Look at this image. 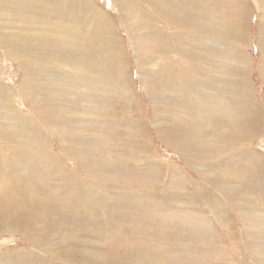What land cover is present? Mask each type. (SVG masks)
I'll return each instance as SVG.
<instances>
[{"label":"bare ground","instance_id":"6f19581e","mask_svg":"<svg viewBox=\"0 0 264 264\" xmlns=\"http://www.w3.org/2000/svg\"><path fill=\"white\" fill-rule=\"evenodd\" d=\"M4 1L6 0H0V2H2L0 6H5L3 4ZM112 1L116 4L120 16L123 17L121 24L116 23L112 20L113 18H109L105 14V11L100 9L94 0H18L17 4L13 5V7L23 6L24 9L15 8L14 11L16 13H14V15L16 14L17 17L8 14L6 20L10 19V21L4 20V23L1 21L4 25L0 24V27H2L0 30V43L7 52L4 54H8L11 58H14L15 61L18 59L20 67L25 69L26 76L21 83L19 93L21 96L31 99L34 111L32 114H26L24 111H21V108L16 107L14 111H17V113L14 115L12 114L11 119H7V116L0 118V233L23 234L26 238L28 237L32 240L34 247L32 250L27 249L0 252V264L5 262H7V264H41L43 262L42 259L47 254L51 255L49 252L50 249L48 250V248L53 246L59 247V250L56 253L52 252V256L67 261L66 264H102L106 260L103 256H100L95 252L93 245H79L82 240H87V238L78 235V232L75 235H73L74 233L69 234L67 230L65 231L66 227H63L64 224H69L76 228L81 224L74 222L75 219L71 221L67 220L69 217H67L66 214H68V211H74L73 208L79 212L77 208L78 205L79 208L83 207L80 205V200L85 197L89 198L93 195L95 196L97 191V182L95 181V178L97 175L96 173L94 175L92 173L96 168L101 166L94 163V165H90L92 170H89L88 173L91 172V176L87 175V171L85 173L82 172L84 175H80V173L74 172L75 169L71 171L69 168L67 169L65 167V162L69 161V156L75 157L77 165L86 160L83 159L85 158L83 153L77 150L80 149L77 145L81 142L75 143L74 140L69 141L67 137L69 134L71 136L74 131H83L81 124L76 125L73 123L76 128H72L69 124L72 118H75L74 116H76L77 113H73L70 109V112L65 114L66 112L64 113L63 111L65 106L62 108L60 104H65L68 101L66 100V96L71 93V91L72 93L75 91L77 95H79L77 98L86 105L82 108V111L84 112V115L87 116V110L85 111V109L96 107L94 105V100H96V98L92 95L94 90L96 92V89H94L95 83H98L101 88L97 90H99L101 94H104L102 88L105 87L107 82H112L116 89L110 90V94L117 91L118 93L123 94L124 99L128 101V103L131 101V97H128V82L131 80L125 67H123L125 63L124 57H118L115 54L123 55L122 52L117 51L120 46L123 48V45L118 40L123 41L124 53L129 44L135 54L136 63L141 65L138 66L140 81L146 82L148 77L145 75L149 74V72L151 73V71H156L155 73H157V76L159 74V77L165 79L167 87L168 85L170 86L168 88L175 90L174 87H177L184 91L183 99H181L180 102H186V107H184L185 112L181 111L184 114L187 112V115L194 116L192 119V125H195L194 129H196V131H192L191 128H185L191 124L183 119L191 117L183 116V119L180 118L181 120L179 119V121L174 124L175 118L173 120L174 122H172L173 124L168 125L171 129L164 125L165 129L169 128L167 130L170 132L169 135L163 139L165 144L167 143L168 146L171 145L172 148L174 147L178 150L183 158L187 160L188 164L194 168L197 166L201 168L205 167L203 164L204 160H201L199 156L200 154L208 156L206 159L208 170L205 174L207 177L211 176V172L214 171L213 168L217 164L216 161L218 159L222 157V162H230L232 160L231 157H233L232 154L236 155V158L238 156L239 158L246 157V162H244V160V163H247L249 159L252 163L258 161L257 167L253 169L254 172L260 173L261 171H264V158L257 154L249 155L250 151L247 147L241 152L240 149L236 147L237 145L233 139L235 138L236 142L239 141L240 134H242L245 142H248L250 135L256 133L260 134V127H263V125L261 126L262 118L260 104L254 98L255 92L250 83L251 81H247V76L250 74V68L246 66L245 63L248 62L249 56H246L247 52L244 50L249 42V24L247 23V19L243 18L248 11L227 10L226 0H217L218 8L210 7L211 0H205L206 2L204 0L202 2L201 0H195L199 6L194 1L189 0H178L176 1V6L164 3L165 0H142L150 9L146 15L148 14L151 19H146V16L143 17V14L145 13H143L144 8L141 9L133 0ZM188 1L189 3H187ZM253 1L262 8V16L264 19V0ZM139 2L140 1L137 3ZM58 7L62 9L64 8L63 10L67 11L66 14L69 17L79 12L80 15H78L81 19H77L76 17V19H57L56 17V19H48V24H51V26L46 24L49 27L45 30L46 33L42 28L41 30L43 33L41 30H38L40 27L39 25V27L37 26V29L26 27L24 31L19 28L17 29V26H13V28L10 26L12 24H18L19 20L21 23L31 22V24L36 23L38 20H45L41 19L43 16H40V14L44 13L45 10H53L54 8L58 9ZM209 8L212 9L213 13L208 10ZM70 9L73 10L70 11ZM18 12L24 16L21 17ZM38 12L41 13L39 14ZM139 16L140 19H138ZM134 17H137V19H134ZM131 19L136 21V26H143H141L142 29H140V31L138 30L139 36L137 37L134 36L128 26L127 21H130ZM8 22H11L10 25ZM123 22H126L127 24L124 25L125 23ZM58 23H61V28L63 29L50 31L56 29V27L58 28ZM46 25L44 24V26ZM260 25L264 28V20ZM134 28L135 26L133 29ZM121 32H123L127 38H124ZM56 35H60V38L58 40L53 39L49 44L48 41ZM149 35L152 37L149 40H152L150 42H152L153 47L155 46V49L156 45L158 46L159 44H162L159 45L162 46V50L160 49L161 51L164 50L169 53L183 55L184 60H181L182 64L180 66L169 67L165 62L161 65V60H159V55L157 54V56L154 55L150 58L151 50L146 48L148 45L144 47L145 45L142 46L141 43L148 39ZM149 40L147 42H149ZM175 42H178V44H174ZM225 42L228 43V45L225 44ZM230 44L234 46L231 48ZM1 45L0 47L2 48ZM158 48L157 50H159ZM213 48L217 49L218 55L214 60ZM109 49L111 51L105 54V51ZM113 55L115 58L112 57ZM140 56L144 58L140 59ZM167 57L168 56H166V58ZM161 58L163 59L164 57L161 56ZM251 62L252 60L249 63ZM262 63L264 65V55ZM110 67H114V69L111 70ZM153 77L156 78V75H153ZM155 78L150 80H155ZM150 80L148 79V81ZM124 82H126V85ZM237 82H239L238 85L236 84ZM234 85L239 89L238 91L242 90L244 92L245 105L238 103L232 105L229 102L231 100L229 96L233 93L232 89L237 90L233 87ZM7 88H4L2 84H0V94L3 93V95L8 96V93L11 90H8ZM204 88L206 91H204ZM89 92L91 93L90 95H88ZM169 92L171 93V91ZM96 93H98V91ZM241 93L242 92L237 94V96ZM113 95L114 94L111 96ZM153 97L156 96H151L152 101L154 102L155 98L153 99ZM223 97L228 101L226 102L227 105H230L234 111L226 107L223 102L217 101L218 98L223 99ZM237 99L239 98L237 97ZM75 102L77 103V101ZM175 114H177V112ZM228 114L230 117L233 115L239 119L235 124L236 130H234V135L232 134L231 129L228 128V120L223 119H228ZM159 116L161 117V115ZM159 116H153L152 122L156 121L158 125H161L162 122L159 121L161 119L158 118ZM258 117H260L259 121L253 119ZM83 118L84 117H81V119ZM252 119L254 123L251 121ZM87 121L88 124H91L89 120ZM180 121H184L183 124L181 122L182 127L176 129V125ZM81 122L84 124L83 120ZM135 122V127L144 132L143 127L136 125ZM73 124L72 126H74ZM167 124H169V122ZM229 130L230 133H228ZM195 132L199 133L200 136L197 137L198 135ZM53 136L58 137L57 140L60 145V152L55 151L53 153L52 151L53 147L50 141L53 140ZM81 137L84 136L82 135ZM192 137L194 140L190 142ZM196 138L205 143L202 147L206 146L209 151H200L198 149V144L195 145L197 142H195ZM220 138L224 140L223 146L220 145ZM128 139H131V134ZM208 142L209 144H207ZM129 144L133 145L132 142ZM243 145L245 146V143H243ZM92 146L96 145L94 144ZM235 148L238 149L235 150ZM131 150L134 151L133 146L131 147ZM239 153L241 154L238 155ZM230 154L231 160H228ZM87 158L89 157H86V159ZM97 160H99V158ZM37 163L43 165L46 169L51 166L54 167V164L57 165L60 168V171H65L66 178L74 182L72 185L73 191L69 193V196L66 199L69 203H72L73 208H63L64 203L58 201L57 198V201L50 204L51 210L46 207L43 208L47 200H40L38 198L39 195L37 194H39L38 191L40 190L37 189V191L34 188V182L32 181L33 177H31V175H34V171L31 170L32 167L29 166V164ZM113 163L115 166H118L119 164L115 160ZM170 169H174L178 172L177 174L180 175L175 179L174 172H172V178H170L171 182L179 180V178L185 173L184 171V173L182 172L183 174H181L176 167L168 168L167 170ZM198 169L200 170V168ZM248 171H251V169L246 167L244 170L245 178L251 176ZM203 172L201 173L204 175ZM103 173L104 170L102 175ZM105 174H107V172ZM39 180H42V178H39ZM206 181L210 183L211 180L207 179ZM249 182L254 187L259 185L254 179H249ZM244 183L245 182L242 183V186H244ZM224 186L228 187V184ZM242 186L234 188V191L240 192L243 189ZM253 190L254 189L250 188L246 192H253ZM254 191L256 192V190ZM254 195L256 197L257 193H254ZM22 199H24L23 202L26 200L27 203L20 204ZM247 201L249 202V200ZM49 202L51 203V201ZM88 211L89 207L87 206L81 212L87 213ZM82 214L80 215L82 216ZM76 217L78 218V216ZM81 219L78 221H81ZM102 226H104V224ZM103 229L107 228L104 227ZM106 250L104 252H106ZM116 253L114 254L115 256ZM114 255L110 258H114ZM131 258L133 260L130 264H150L146 263V259H142L138 254H133ZM82 259L84 261H81ZM135 259L140 260L134 262ZM53 264L62 263L55 261Z\"/></svg>","mask_w":264,"mask_h":264},{"label":"rangeland","instance_id":"374dc122","mask_svg":"<svg viewBox=\"0 0 264 264\" xmlns=\"http://www.w3.org/2000/svg\"><path fill=\"white\" fill-rule=\"evenodd\" d=\"M133 1L141 9L144 8L145 11L143 10V13H145L143 14V17L146 16V19H151L148 14L146 15V13L150 11L147 4L142 0ZM138 1L141 3H137ZM176 1L178 0H165L164 3L176 6ZM189 1H194L199 6L195 0ZM189 1L187 3H189ZM202 1L203 0H201V2ZM226 1L227 10L248 11L243 18L247 19V23L249 24V42L244 50L247 52L246 56H249L248 62L245 63V65L250 68V74L247 76V81H251L250 83L255 92L254 98L260 104L262 118L261 126L263 125V127H260L261 133L251 134L248 142H245L242 134H240V130L239 141L236 142L235 138L231 137L234 139V142L237 145L236 147H238L241 152L245 147H247L250 151L249 155L257 154L258 156H262L264 158V65L262 63L264 55V28L260 25L264 20L262 16V8L259 7V5L253 0ZM17 2L18 0H6L3 2L5 6H0V19H2L0 20V24L4 25V20H6L8 14H11L13 17H17L16 14L14 15V13H16L14 11L15 8L24 9L23 6H20L21 8L13 7V5H16ZM94 2L100 7V9L105 11V14L109 18H113L112 20L121 24L123 17L120 16L116 4L112 0H94ZM1 3L2 2H0V4ZM210 7H217V0H211ZM63 9L58 7V9L54 8L53 10H45L44 13H41L42 11L38 12L39 14L41 13L40 16H43L41 19L45 20H38L36 23H21L19 20L18 24L16 23L10 25L11 22H8V24L11 28H13V26H17V29L19 28L23 31L26 27L37 29L40 26V29L38 28V30H41L42 28V30L46 33L45 30L49 28L48 26H51V24H48V19H81L79 12L69 17L66 14L67 11H64ZM72 10L73 9H70V11ZM208 10L213 13L211 8ZM19 15H21V17L24 16L21 13H19ZM135 18L137 19V17H134V19ZM138 19H140V16ZM7 20L10 21V19ZM131 20L127 21L128 26L134 36L137 37L139 36L138 30L140 31L143 26L140 25V27L142 26L141 28L136 26L135 20H132L133 25ZM1 21L3 23H1ZM123 23H125L124 25L127 24L126 22ZM44 24H47L48 26H44ZM58 26V28L56 27V29H52L50 31L63 29L61 28V23H58ZM132 26H135V28L133 29ZM1 29L2 27H0V30ZM42 30L41 32L43 33ZM124 33L121 32L123 37L127 38ZM149 36L148 39L142 41L141 43L142 46L145 45L144 47L148 45L146 48L151 50L150 58L151 56L157 54L159 55V60H161V65L165 62V64H168L169 67L180 66L182 64L181 60H184L183 55L169 53L164 50L161 51L162 46L159 45L162 44H159L158 46L156 45L155 49V46L153 47L152 42H150L152 40H149L152 37ZM59 38L60 35H56L48 42L50 44L53 39L58 40ZM148 40L149 42H147ZM118 41L123 45V48L120 46L117 51L122 52L123 55H118L117 53L115 54L118 57H124L125 63L123 67H125L131 80L128 82V97H131V101L128 103V101L124 99L123 94L118 93L117 91L110 94V90L116 89L114 88L112 82H107L105 87L102 88L104 94H101L100 91L97 90L101 88L98 83H95L94 89H96V92L98 91V93L94 90L92 95L96 98V100H94V105L96 107L90 109L86 108L85 111L87 110V116L84 115V112L82 111V108L86 105L80 101L79 98H77L79 95H77L75 91H73V93L71 91V93L66 96V100L69 102L67 101L65 104H60L62 108L65 106V109L63 110L64 113L66 112L65 114H68L70 109L73 113H77V115L74 116L75 118H72L71 120L73 122L70 121L69 124L72 128H76L75 124H81L83 131H79L80 133L74 131L71 136L69 134L67 137L69 141L74 140L75 143L81 142L77 145V147L80 148L77 150L83 153L85 157L83 159L86 160L85 162H80V165H77L75 157L69 156V161L65 162V167L67 169L69 168L71 171L75 169L74 172L80 173V175H84L83 173L86 171L89 176L96 173L97 176L95 175V181L97 182V191L95 196L93 195L89 198H82L80 200V205L83 207L79 208L78 205L77 208L79 212H77V210L73 208L72 203H69L68 200H66L69 193L73 191L72 185L74 182L66 178L65 171L62 169V171H60V168L55 164L54 167H49L50 169H46L43 165L38 163L29 164V166L32 167L31 170L34 171V175H31V177H33L32 181L34 182V188L36 190H40H37L39 193L37 194L39 197H37L40 200H47H45L46 204L43 208L46 207L51 210L50 204H53L57 200L64 203L63 208L65 209L72 207L74 211L67 212L68 214H66V216L69 217L67 220L71 221L75 219L74 222L81 224L78 225L79 228H75L74 226L72 227V225L69 224V226L64 224L63 227H66L65 231L67 230L69 234L74 233L73 235L78 232V235L87 238V240H82V242L84 241L85 243L83 242L82 244L81 242L79 245H93L95 252L106 259L102 264H130L133 260L131 258L133 254H138L142 257V259H146V263L150 264H264V171H261L260 174L255 173L253 170L257 167L258 161L252 163L249 159L247 163H244L246 162V157L239 158L238 156L236 158V155L232 154L233 157H231L230 154L228 156V160H231L230 157L232 158L230 162H222V157L216 161L217 164L213 168L214 171L211 172V176L209 177L205 175L208 170L206 160L208 156H204V154L199 155L201 160H204V168L197 166L200 168L199 170L197 167L194 168L190 166L178 150L174 147L172 148L171 145L168 146L167 143L165 144L163 141V139H165L170 133L167 130L170 128L168 125L173 124L172 122L174 121L175 124L180 118L183 119V116L191 117L183 119L187 123L191 124L185 128H191L192 131H196V129H194L195 125H192V119L194 116L187 115V112L186 114L182 113V111L185 112L184 107H186V102H180V100L183 99L184 91L182 89H178L177 87H174L175 90L168 88L170 86L168 85L167 87L165 79L163 77V79L159 77V74L157 76V73H155L156 71H151V73L149 72V74L145 75L149 80L154 79L155 77H153V75H156L155 80L148 81L147 79L148 82L140 81L141 79L138 72V66L141 65L136 63L134 52L128 44V48L124 53L123 41ZM174 44H178V42H175ZM225 44L228 45L226 42ZM233 46L234 45H231V48ZM2 48L0 47V84H2L4 88L8 87L7 89L11 91L8 93V96L3 95V93L0 94V118L7 116V119H11L12 114L14 115L17 113V111H14L16 107L21 108V111H24L26 114H32L34 107L31 99L21 96L19 93L21 83L24 81L26 76L25 69L20 67L18 59L15 61V59L11 58L8 54H4L7 52L3 46ZM157 48L159 50H157ZM213 50L214 60V58L218 57V55L217 49L213 48ZM110 51V49L106 50L105 54ZM161 56L164 58L162 59ZM166 56H168V59ZM112 57L115 58L114 55ZM141 58L144 57L140 56V59ZM251 60L252 62L249 63ZM110 68L111 70L114 69V67ZM124 84L126 85V82H124ZM236 84L238 85L239 82ZM160 86L164 88H161ZM233 87L237 90L232 89L233 93L229 96L231 99L229 102L232 105L234 103L245 105L244 92L242 90L238 91L239 89L235 85ZM168 90L171 91V93ZM204 91H206L205 88ZM240 92L243 94L241 93L237 96ZM90 94L91 93L89 92L88 95ZM112 94L114 95L111 96ZM151 96H156L153 97V99H156H154V102L152 101ZM236 96L239 99H237ZM75 101H77V103ZM217 101L223 102L226 107L232 109L230 105H227L226 102L228 101H226L224 97L223 99L218 98ZM232 111L234 110L232 109ZM176 112L177 114H175ZM155 115H161V117H158L161 119L158 120L162 122V126L158 125L156 121L152 122L153 116L155 117ZM81 117L84 118L81 119ZM231 117L228 114V119H223L228 120V128L231 129L232 134L234 135V130H236L235 124L239 119L236 116ZM175 118L178 119L176 120ZM253 119H257V121H259L260 117ZM253 119L251 120L252 122ZM82 120L84 124H82ZM87 120H89L91 124H88ZM134 122L136 125L143 127L144 132L135 127ZM168 122L169 124H167ZM181 122L182 121L176 125V129L182 127ZM72 124L74 126H72ZM164 125L169 128L165 129ZM197 132L195 133L198 135L197 137H199L200 135ZM228 133H230V130ZM130 134L132 140L128 139ZM82 135L84 137H81ZM53 137L54 138L52 139L54 142L53 140L50 141L53 147V150H51L53 153L55 151L60 152V145L57 140L58 137ZM192 140H194L193 137L190 139V142ZM131 142L133 145L129 144ZM195 142V145L198 144V149L200 151H209L206 146L202 147V145H205L202 141H199L196 138ZM243 143H245V146ZM94 144L96 146H92ZM207 144H209V142ZM220 145H224L223 139H221ZM132 146L134 151L131 150ZM238 148H235V150ZM240 154L241 153L238 155ZM86 157L89 158L86 159ZM91 158L93 159V162ZM98 158L99 160H97ZM114 160L119 163L118 166H115L113 163ZM93 163L100 165L102 168H96L97 170L95 169V171L91 174V172H88L89 170H92L90 165H94ZM172 167L178 168L181 174L185 171L179 180L173 182L170 181V178H172V172H174L175 179L180 175L177 174L178 172L174 169L167 170ZM246 167L251 169V171H248V173L251 174L248 178H245L244 176V170ZM103 170L104 173L102 175ZM200 171H204V175ZM106 172L107 174H105ZM38 177L42 178V180H39ZM207 179L211 180L210 183L206 181ZM249 179H254L259 183V185L254 187L249 182ZM243 182H245L243 184L244 186H242ZM226 184H228V187L224 186ZM241 186L244 190L242 189L240 192L234 191V188H239ZM250 188L256 190V192L254 190L253 192H246ZM254 193H257V198ZM23 200L24 199L20 201V204L27 203L26 200L24 202ZM247 200H249V202ZM49 201H51V203ZM87 206L89 207V211L87 213L81 212ZM80 214H82V216ZM76 216H78V218ZM80 219L81 221H78ZM99 221H101L104 226H102L103 224ZM104 227L107 229H103ZM15 234L0 233V252L27 249L32 250L34 247L32 240L28 237L26 238L23 234ZM88 239L91 240L89 241ZM48 250L51 255L47 254L42 259L43 264H53L55 261H59V263L62 264L67 263V261H63L60 258L52 256V252L56 253L59 250V247L53 246L48 248ZM105 250L107 253L104 252ZM115 253L116 256L114 255ZM112 255H114V258L118 260L114 258L111 259L110 257H112ZM136 260L139 261L140 259H135L134 262H138ZM81 261L84 260L82 259ZM3 264H7V262Z\"/></svg>","mask_w":264,"mask_h":264},{"label":"snow or ice","instance_id":"6c2138e0","mask_svg":"<svg viewBox=\"0 0 264 264\" xmlns=\"http://www.w3.org/2000/svg\"><path fill=\"white\" fill-rule=\"evenodd\" d=\"M110 6V5H109Z\"/></svg>","mask_w":264,"mask_h":264}]
</instances>
